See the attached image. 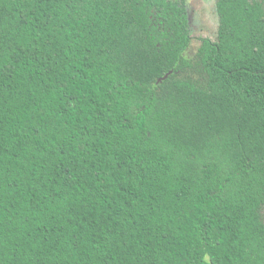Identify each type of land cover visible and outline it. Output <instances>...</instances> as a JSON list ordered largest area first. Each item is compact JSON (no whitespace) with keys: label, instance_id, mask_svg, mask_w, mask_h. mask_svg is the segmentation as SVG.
Here are the masks:
<instances>
[{"label":"trees","instance_id":"obj_1","mask_svg":"<svg viewBox=\"0 0 264 264\" xmlns=\"http://www.w3.org/2000/svg\"><path fill=\"white\" fill-rule=\"evenodd\" d=\"M0 0V264H264V0Z\"/></svg>","mask_w":264,"mask_h":264},{"label":"rangeland","instance_id":"obj_2","mask_svg":"<svg viewBox=\"0 0 264 264\" xmlns=\"http://www.w3.org/2000/svg\"><path fill=\"white\" fill-rule=\"evenodd\" d=\"M191 21L192 41L187 54H195L200 36L214 37L219 27L216 0H186ZM201 15V16H200Z\"/></svg>","mask_w":264,"mask_h":264},{"label":"flooded vegetation","instance_id":"obj_3","mask_svg":"<svg viewBox=\"0 0 264 264\" xmlns=\"http://www.w3.org/2000/svg\"><path fill=\"white\" fill-rule=\"evenodd\" d=\"M182 3H184L185 4V7H186V9H187V1L186 0H180ZM187 11H188V9H187ZM217 13H218V11H216ZM219 15V14H218ZM201 16V15H200ZM188 17H189V11H188ZM218 22H219V19H218ZM189 27H190V34L192 33V31H191V29H192V27H191V21H190V18H189ZM191 36H192V34H191Z\"/></svg>","mask_w":264,"mask_h":264}]
</instances>
